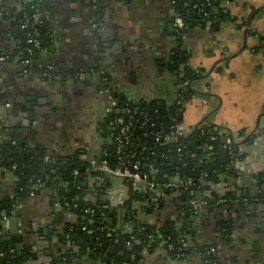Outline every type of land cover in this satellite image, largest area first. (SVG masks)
<instances>
[{"label": "crops", "instance_id": "1", "mask_svg": "<svg viewBox=\"0 0 264 264\" xmlns=\"http://www.w3.org/2000/svg\"><path fill=\"white\" fill-rule=\"evenodd\" d=\"M29 3L0 0V58L7 57L0 59V142L14 131L40 154L79 156L89 164L111 150L109 131L126 104L181 103L179 127L185 133L204 123L231 134L242 158L215 183L206 181L187 196L174 178L160 191L157 209L134 203L141 225H169L176 232L191 221L195 239L194 244L184 236L181 256L164 249L165 243L145 250L139 264H209V249L215 264H264V0H223L233 21L215 26L200 20L182 38L174 28L176 0H44L43 29L51 44L35 58L36 70L25 75L13 26ZM180 48L189 68L201 75L189 82L194 96L187 99L179 92V72L170 67ZM49 67L53 74L41 71ZM245 137L254 144L242 143ZM108 179L104 201L125 213L129 183ZM19 184L0 168V204L9 203L8 220L19 222L18 236H10L8 221L1 224L0 240L22 254L19 264H55L67 255V264H108L90 254L80 231L70 236L81 219L60 212L51 190L20 198ZM83 187L87 202L98 200L94 180ZM244 191L250 200L241 211L238 200L228 199Z\"/></svg>", "mask_w": 264, "mask_h": 264}, {"label": "trees", "instance_id": "2", "mask_svg": "<svg viewBox=\"0 0 264 264\" xmlns=\"http://www.w3.org/2000/svg\"><path fill=\"white\" fill-rule=\"evenodd\" d=\"M186 2L189 6L185 5ZM33 4L34 0H31L24 13L19 14L15 18L13 27H15L16 38L21 39L20 55L24 54L28 32L34 29L40 31L43 45L46 49L51 44L47 29L45 31L42 30L47 20L42 21L41 19V24L33 23L28 29L21 27V24L27 18L32 22V9L30 7ZM176 4L178 6V14L185 22V31L191 24L198 23L200 20L214 22L215 26L220 25L223 21H233L231 11L228 7H225L223 0H185V4L182 5L181 0H176ZM40 6L45 15L47 9L43 3ZM195 6H198V8H194ZM213 8L218 10V15L213 13ZM201 9L207 13V16L204 13H200ZM25 15L27 18H25ZM181 50L180 48L172 56L170 67L179 72V83L182 86L179 92L182 97L187 99L194 95H192L188 86H184V82H192L201 75L196 74L194 70L189 68L188 56ZM34 64L35 57L32 60L31 69L33 71L36 70ZM127 105L132 110L131 115L127 116L126 120L128 121L132 118L133 136L126 145L125 156L129 162L140 160L151 167L149 171L147 168L145 171H148L150 179L156 184V188L153 192L147 191L144 194L134 193L130 189L131 193L124 205L126 207L125 213H120L118 209L112 210L110 208L104 210L102 208L105 204H108L104 199L109 186V177L104 173L88 172L90 163L88 164L81 160L79 156L60 159L52 155L53 161L47 163L44 159L46 153L40 154L36 149L23 144L14 131L3 137L0 142V168L9 170L19 178L18 194L20 198L28 197L30 192L39 186L37 193L40 192V189L47 188L52 191L53 195H57L59 202L63 203L66 199L69 202L77 203L79 205L78 210L68 212L76 213L81 219V224L73 229L70 236L78 235L80 231L78 236L86 242L90 254L103 262L123 264L130 259L132 254H136L137 261L132 264H139L143 251H154L162 243H165V245L163 244L164 249L173 255L181 256L185 252L184 250L179 251L182 247H185L182 243L184 236L178 235L173 230V227L169 225L159 230L148 225H141L137 219L139 213L136 209H133L134 203L145 204L150 210H154L151 202L152 196L166 189L171 178L178 179L177 182L191 181V186L189 185V187L194 192L200 190L206 181L210 184L215 183L219 175L231 169L229 163L233 159L237 161V159L240 160L242 158L240 143L233 138V135L215 130L212 127H208L206 130L195 129L191 133H184L174 139L172 136L173 127L180 125L181 103H177L172 107H165L155 103L150 106L141 103L136 105L129 103ZM117 117H114L113 121ZM167 126L169 129H167ZM157 127L161 128L159 132L156 131ZM109 132L112 134L113 144L111 150H107L108 156L103 157V159L107 160L110 166H114L118 163L114 141L119 134V127L116 124L111 125ZM210 132L212 133L210 134ZM212 138H215V140H212ZM223 138H232L233 140L232 154H229L228 165L220 164L217 155L218 150L223 147ZM242 143L249 146L254 144V140L245 137ZM15 165L17 167L13 169ZM82 168H84L83 172H81ZM75 171L79 172L78 176L74 175ZM81 177H83L82 180L80 179ZM86 180H94L95 182L98 200L93 203L87 202L84 197L83 183ZM187 187L182 186L181 188ZM238 194L239 196L232 195L228 202L238 200L241 205V211H245V204H248L250 200L249 194L245 191ZM89 208L93 210V213L87 215L86 210ZM5 211H11L9 203L6 202L0 204V217ZM83 218L85 219L83 220ZM127 225L130 228H124ZM83 226L87 227L86 231L82 230ZM114 228H118L117 232H113ZM189 233L193 236L192 230ZM132 237L140 239L142 246L128 250L126 244L132 241ZM193 237L192 239H194ZM171 246H173V250H170ZM2 254L3 257L1 256ZM12 255L16 256V260L11 259ZM65 257H67L65 263L62 257L55 264H67L69 257L68 255ZM23 258L22 254L20 255L13 246L0 240V264L20 263ZM208 259L209 264H215V253L212 252Z\"/></svg>", "mask_w": 264, "mask_h": 264}, {"label": "built area", "instance_id": "3", "mask_svg": "<svg viewBox=\"0 0 264 264\" xmlns=\"http://www.w3.org/2000/svg\"><path fill=\"white\" fill-rule=\"evenodd\" d=\"M44 0H34V4L30 7L32 9V22L30 19L27 18L25 15V18H27L22 24L21 27L23 29H28L33 23L34 24H41L42 16L44 15L41 4ZM194 8H198V6H195ZM213 13L218 15V10L213 8ZM200 13H204L205 16H207V13L203 9L200 10ZM95 20V19H94ZM174 28L176 32L178 33L179 37L182 38L184 36L185 32V22L181 16H178L175 19L174 22ZM46 48L43 45V39L40 31L38 29H34L27 34V38L25 41V49L24 54L20 55L19 53V61L23 68V73L25 75L29 74L32 71V60L33 57L38 55L39 53L43 52ZM1 60H6L7 57L0 58ZM44 73H50L53 74L54 68L49 67L46 71L41 70ZM196 74H200L199 71H195ZM189 81L184 82V86H188ZM129 104V103H128ZM2 104L0 102V110H1ZM132 110L126 106L121 110V113L118 115V117L112 122V125L116 124L119 127V134L116 137L114 143L116 145V156L118 159V163L114 166H110L109 162L105 159H102L101 161H91L88 172H101L104 173L107 177H115L119 179H123L127 181L134 193L144 194L147 191H154L156 188V184L154 181H152L149 177V169L151 167L149 165H146L142 163V161L138 160L135 162H129L128 159L125 156V149L126 145L130 142L133 131H132V118L130 120H126V117L131 115ZM173 133L172 136L174 139H176L178 136H182L185 132L179 127L175 126L173 127ZM212 140H215V138H212ZM226 146L228 147L229 154H232V142L228 139ZM108 156L107 152L105 153L104 157ZM45 161L47 163H51L53 161L52 154H46L44 157ZM235 159H233L229 166H233L235 164ZM16 165L13 166V169H16ZM148 169V171H145V169ZM75 176L79 175L78 171L74 172ZM191 186V181H180V186ZM39 190V186L35 187L29 194V196H34ZM57 195H54V205L55 207L60 211H77L79 208V205L73 201L69 202L68 200H64L63 203L59 202L57 199ZM160 200L161 195L160 193H155V195L152 196L151 202L154 209L159 208L160 206ZM104 210H108L111 207L108 204H105L102 207ZM92 209H87L86 214H92ZM125 228V227H124ZM123 228V229H124ZM118 228H114L113 232H117ZM83 231L87 230L86 226H83ZM142 246V241L140 239L132 237V241H129L126 244V248L128 250H132L134 247H140ZM173 246L170 247V250H173ZM180 252L182 249L179 250ZM212 251H209L208 253L211 254ZM3 257V254L1 255ZM12 260H16V256H11ZM137 259L136 254H132L130 259L123 263V264H132ZM63 262L65 263L67 260V257H63ZM140 262V261H139ZM11 264H19V263H11Z\"/></svg>", "mask_w": 264, "mask_h": 264}, {"label": "water", "instance_id": "4", "mask_svg": "<svg viewBox=\"0 0 264 264\" xmlns=\"http://www.w3.org/2000/svg\"><path fill=\"white\" fill-rule=\"evenodd\" d=\"M182 4H185V0H181V5ZM186 6H189V4H187V2H186V4H185ZM200 18V17H199ZM44 20H46V17H45V15H43L42 16V21H44ZM43 31H45L44 29H42ZM35 58H38V55H36L35 56ZM143 105H145V104H143ZM5 111H7V110H5ZM3 112H4V109H3ZM208 127L209 126H207L206 124H204V123H202V124H200V125H198L197 126V128H194V130L195 129H203V130H206V129H208ZM160 127H157L156 128V131L157 132H159L160 131ZM167 129H169V127L167 126ZM193 130V131H194ZM192 131V132H193ZM212 132H210V134H211ZM227 141H228V138H223V140H222V144H223V147L222 148H220L219 150H218V152H217V155H218V158H219V162H220V164H228L229 163V150H228V147L226 146V144H227ZM84 171V168H82L81 169V172H83ZM44 179V178H43ZM81 180L83 179V177H81L80 178ZM170 181H173V178H171L170 179ZM85 188L87 187L86 185L84 186ZM180 188H181V186H180V182H178V184L176 185V189L177 190H180ZM188 191H192V189L190 188V187H187L185 190H183L182 191V194L184 195V196H187V193H188ZM190 198H191V196H189ZM105 201H107V199H105ZM188 205V204H187ZM12 215V213H10V212H8V211H5L3 214H2V216L0 217V220L3 218V220L1 221V223H0V225L2 224V225H6V223H7V221H8V224H9V226H10V236H18V234H19V229H18V219H16V218H11V219H9L8 220V218H9V216H11ZM187 218H188V216H187ZM188 222H185V223H183L182 225H181V227L179 228L180 230H177L176 232H177V234L178 235H181V236H185L186 237V239L187 240H189V241H191V242H193L194 243V240L191 238V237H193V236H191L190 235V231L192 230V226H191V222H189L188 224H187ZM192 232H193V230H192ZM1 233V232H0ZM2 234L3 235H6L7 234V231L6 230H3L2 231ZM194 234V233H193ZM20 240V239H19ZM193 240V241H192ZM7 241H11V238L9 237V238H7Z\"/></svg>", "mask_w": 264, "mask_h": 264}, {"label": "flooded vegetation", "instance_id": "5", "mask_svg": "<svg viewBox=\"0 0 264 264\" xmlns=\"http://www.w3.org/2000/svg\"><path fill=\"white\" fill-rule=\"evenodd\" d=\"M177 9H178V6H177ZM178 13H179V12H178ZM209 251H211V250L209 249V250L207 251V254H208V255H211V254H212V252H211V254H209V253H208Z\"/></svg>", "mask_w": 264, "mask_h": 264}]
</instances>
